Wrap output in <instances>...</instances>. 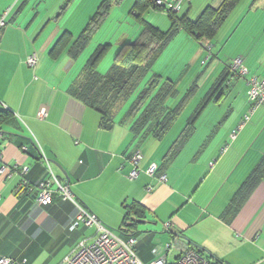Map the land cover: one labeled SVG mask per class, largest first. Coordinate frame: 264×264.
<instances>
[{
  "label": "crops",
  "instance_id": "1",
  "mask_svg": "<svg viewBox=\"0 0 264 264\" xmlns=\"http://www.w3.org/2000/svg\"><path fill=\"white\" fill-rule=\"evenodd\" d=\"M134 1L123 9L129 5L131 10ZM101 2L0 0V19L5 20L0 27V169L5 168L0 173V259L60 264L80 242H92L94 227H73L72 203L55 194L51 204L37 207L34 194L22 188V179L35 183L48 178L50 170L60 184L70 187L77 204L110 230L123 227L127 208L139 209L143 218H135L132 232L136 254L144 263L155 258L154 249L158 256L165 254L168 263L184 249H198L211 264H264V175L246 200H235L264 157V106L231 139L249 109L248 78L264 80V0H241L218 30L215 38L224 33L216 50L196 53L194 62L202 66L197 77L202 75L200 83L204 79L203 85H210L203 96L197 95L199 103L236 57L244 58L248 75L231 76L222 84L219 101L202 110L191 137L164 168L162 160L190 116L177 132L176 122L196 95L157 141L133 137L131 121L124 119L126 110L120 111L111 130H102L99 114L68 94L91 55L83 57L85 49L73 60L67 48L53 49L64 32L74 40ZM220 2L189 0L183 14L197 16ZM151 10L143 14L144 20L161 31L169 29L167 16V21L144 17ZM139 31L131 36L120 32L115 47L131 42ZM181 33L182 41L191 42ZM105 37L95 49L103 43L113 46ZM31 55L37 59L32 67L27 63ZM152 74L164 77L156 69ZM136 152L141 155L140 172L130 180V159ZM151 165L157 166L154 175L146 172ZM169 243L175 249L165 253L162 247Z\"/></svg>",
  "mask_w": 264,
  "mask_h": 264
},
{
  "label": "trees",
  "instance_id": "2",
  "mask_svg": "<svg viewBox=\"0 0 264 264\" xmlns=\"http://www.w3.org/2000/svg\"><path fill=\"white\" fill-rule=\"evenodd\" d=\"M240 1L221 0L218 7L206 6L192 18L187 13L179 17L178 12L163 11L156 7L155 0H135L130 14L140 28L138 36L133 41H125L118 46L113 62L104 74L98 71V66L105 57L109 45L98 46L83 65L79 77L68 89V94L83 106L99 114V126L104 131L112 129L124 104L136 94L124 115V119L131 121L130 131L133 137L141 139L152 137L157 141L161 140L181 116L189 100L196 94L197 81H194L174 107L168 106L167 102L177 94L176 85L171 80L162 81L160 76L152 74L155 61L179 32H184L201 45L206 43L211 49L210 44L219 28ZM114 3L119 4L115 0H102L81 33L74 40H71L67 32L62 33L53 50L60 52L63 48H67L69 57L73 60L78 59L107 19ZM149 9L165 13L170 21L169 29L161 31L144 20L143 14ZM208 52H210L209 49ZM230 64L191 113L186 126L165 154L162 168L169 165L182 150L192 135L195 120L207 104L219 101L223 93L222 84L231 76L235 77ZM263 175L264 157L261 165L237 193L235 200L239 204L247 199ZM135 218H143V216L139 209L130 206L124 213L123 227L116 232L122 237H134L132 230L136 223ZM193 250L202 254L198 249Z\"/></svg>",
  "mask_w": 264,
  "mask_h": 264
},
{
  "label": "built area",
  "instance_id": "3",
  "mask_svg": "<svg viewBox=\"0 0 264 264\" xmlns=\"http://www.w3.org/2000/svg\"><path fill=\"white\" fill-rule=\"evenodd\" d=\"M115 1L120 3L123 0ZM187 2H189V0H155V5L163 11L176 13L179 12L182 5ZM4 25L5 20L4 16H2L0 19V27ZM36 61L37 59L35 55H31L27 59V63L31 67L35 66ZM230 69L235 77H242L248 73L247 69L243 66V59L241 57H236L231 61ZM247 85L249 109L244 116V121L232 131L231 139L236 137L238 131L250 118L253 112L258 107L264 105V80H258L257 78L252 77L247 81ZM45 115V112L42 110L40 116L44 117ZM140 159L141 155L138 152L134 153L130 159L131 164L133 165V169L128 175L130 180L135 179L140 172L138 168ZM4 170L5 168H1L0 173H3ZM156 171V165H151L146 170L149 175H154ZM49 172L50 176L48 178L35 183L22 179V188L26 190L27 193L36 194L35 202L37 207L48 206L51 204L54 195L58 194L61 200L70 202L75 206L76 215L73 227L77 226L79 223H83L87 227H94L96 231L90 244H86L84 241L80 242L76 249L70 255L65 257L60 264H211L202 254L193 249L182 250L171 263H168L165 254L163 256H158L159 250L154 249L152 253L155 255V258L147 263L142 262L136 254L135 247L137 240L135 237H122L115 231L103 226L94 215L89 214L77 204L70 187L60 184L50 170ZM160 180L165 181V176H161ZM168 226L169 224L165 225L166 228ZM173 249H175V246L171 243L162 247V250L165 253H168ZM24 262L25 260L22 261V263ZM15 263L17 262L9 258L0 259V264Z\"/></svg>",
  "mask_w": 264,
  "mask_h": 264
},
{
  "label": "rangeland",
  "instance_id": "4",
  "mask_svg": "<svg viewBox=\"0 0 264 264\" xmlns=\"http://www.w3.org/2000/svg\"><path fill=\"white\" fill-rule=\"evenodd\" d=\"M127 1L132 3L134 0H124L123 2H120L119 4H115V3L113 4L106 21L101 25L98 33L93 37L92 45L88 46L86 48V50L84 51L85 53L83 54V57L88 58L94 52L97 44L102 43L103 39L106 38L105 36H108V38H109L108 40H110V42L113 44V46L108 48V51H107L105 57L101 61L100 65L98 66V71L101 74L106 73L107 70L110 68L112 60H113V56L116 53L117 48L115 47V45H116L115 37L120 32L131 36L133 34V32H135V30H137V28H139L138 24L136 23L135 18L133 17V15L130 14V6L128 5V7L123 9V5H125V3ZM202 6H204V5H202ZM73 7H74V5L72 6V9H73ZM183 8L184 7H182V9L177 13V16L180 17L183 15ZM68 14H70V12H68ZM190 16L194 17V16H196V13H192V15H190ZM144 17L145 18L147 17L148 20H152V18L154 20V18L159 17V18L167 21L166 14L162 13V12H158V11H152V10L148 11L144 15ZM152 22H154V21H152ZM155 22H156V24H158L157 23L158 21H155ZM161 28H166V27H161ZM240 30H242V29H240ZM223 33H224V30H221L220 33L218 34V37L214 38V40L211 42L210 45L214 48L213 52L216 50V46L219 45L218 41L222 37ZM181 34L185 35L183 33H181ZM181 37H183V36H181ZM185 37H187V36L185 35ZM134 39L135 38L133 37L131 39V41H133ZM103 44H105V43H103ZM202 46H204V47H202ZM205 47H206V49L208 48L206 43H204V45H201V44L193 41L192 39H191V42L186 43L185 41H182V38H179L177 35L175 37V41L174 42L172 41L169 45H167L163 49V52H161V54H159L161 60L158 62L156 60L154 65H153V68H154L153 71L156 69L160 72H163L162 76H164V77L161 78L162 81L166 80L167 79L166 77L168 76L171 78L170 79L171 81L176 82L177 94L174 98H171L167 102L168 106L174 107L177 104V102L180 101L184 97L185 93L193 85L194 81H197V79H198L197 86L199 89H197V92L199 94L196 92V94H195L196 99L187 107L184 114L181 116L180 120H178L176 122L177 124L174 127L175 130H173V131L177 132L179 130V128H181V126H183L185 124L184 122H186V119L190 116L192 111L199 104L200 100H199L198 96H200V97L203 96L205 94L206 90L210 86V85H206V86L203 85L204 79L200 83L202 75L200 77H197V76L201 72L202 66L199 64L200 61L194 62V57L198 51H202L203 53L205 52L206 53L205 55H208V50H206ZM221 55L225 56L224 53H222ZM86 58H84V59H86ZM209 58H210V56L206 59V61H209ZM242 59H243V66L247 69V67L244 63L245 60H244V58H242ZM153 71H152V73H153ZM247 71H248V69H247ZM247 75H248V73L246 75L240 77V79H243V78L246 79ZM250 78H252V77H249L248 80ZM144 82L140 85L139 90L142 88ZM135 95H133L129 99V101H127L124 104L123 108L121 109V112H124V110H126L128 108L130 103L135 98ZM219 107H216L215 111H217ZM221 109H224L226 111L227 107H223ZM224 126H226V125H224ZM112 230H114L115 232L117 231V229H115V228H112Z\"/></svg>",
  "mask_w": 264,
  "mask_h": 264
},
{
  "label": "water",
  "instance_id": "5",
  "mask_svg": "<svg viewBox=\"0 0 264 264\" xmlns=\"http://www.w3.org/2000/svg\"><path fill=\"white\" fill-rule=\"evenodd\" d=\"M64 175H65V174H64ZM33 197L35 198V197H36V194H34Z\"/></svg>",
  "mask_w": 264,
  "mask_h": 264
}]
</instances>
